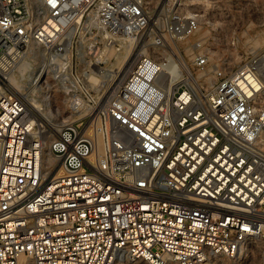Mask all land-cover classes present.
Wrapping results in <instances>:
<instances>
[{
    "label": "built area",
    "instance_id": "2783aa9c",
    "mask_svg": "<svg viewBox=\"0 0 264 264\" xmlns=\"http://www.w3.org/2000/svg\"><path fill=\"white\" fill-rule=\"evenodd\" d=\"M91 14L97 55L136 54L101 105ZM261 24L254 0H0V264H264V45L237 55ZM35 52L57 128L8 81Z\"/></svg>",
    "mask_w": 264,
    "mask_h": 264
},
{
    "label": "rangeland",
    "instance_id": "374dc122",
    "mask_svg": "<svg viewBox=\"0 0 264 264\" xmlns=\"http://www.w3.org/2000/svg\"><path fill=\"white\" fill-rule=\"evenodd\" d=\"M254 2L258 6V8H260V7L264 8V0H254ZM262 27H263V24H261L259 26L250 27L249 29H247L248 31L245 34L248 37L254 36L256 34V32ZM243 40H244V37H240V40H239L238 45H237V50H238L237 55H239L240 53H243L245 48L249 46L247 43H242ZM263 45H264V42L261 43V45H257L253 48L262 47ZM33 49H34L33 47H31V48L29 47V50H31V51H33ZM29 50H27V51H29ZM109 53H112V52H109ZM107 55L108 54L97 55V53H91V52H89V50H87V52L83 51V53H82L84 60L86 62L91 63V66H92L91 72H94L95 75H99V76L101 75L102 70L106 71L108 69L109 66L107 67V65L109 63L113 64L115 61L114 58L111 57V60L107 62L108 59H106V58L109 57ZM33 56H34L33 61H31L30 58L28 59L26 57L24 58L25 60L22 59L23 61L21 60L18 63V66L16 67V69L12 72L14 74L11 73L9 75V80H10L12 86L15 88L16 92L19 95H21L25 100H26V98H28V96L31 95V97L35 101H37L38 103H42V104L48 106V113L46 114V116H41V118H39V119H41L45 122H48L49 124L52 125L54 123L65 120V118L73 115V113L69 114V111L67 110V107L65 104L64 95L61 93H58L57 89L55 87H53L52 85H50L47 81L41 87L30 88L29 82H30L31 78L33 77L32 72L35 71L36 66H40V53L35 52V55H33ZM135 56H136V54L133 53V55L129 58L127 65L132 63ZM121 78L122 77L120 76L119 79L116 81V83H114L111 86V88L108 90V92L106 91V82H100V79H98V77L94 78L91 82L93 88L90 89L91 91L89 90L91 97L94 98V101L99 100V105H101L103 103L105 97L108 95V93L112 89V87L115 86L116 84H118V82H119V80H121ZM21 82H23V83H21ZM22 84H24V85H22ZM84 84H85V86H90L89 82L87 85L86 81H84ZM96 85H98V86H96ZM23 86L26 88H24ZM32 90H33V94H32ZM18 91L19 92L22 91V93H19ZM81 104H83V103H81ZM30 106H31V104H30ZM32 110H33V108H32ZM37 114L39 115L40 113H38V111H37ZM227 264H259V263L257 262L256 256H255V259H252L250 263L247 261V259L244 260L243 258H240L237 260H228Z\"/></svg>",
    "mask_w": 264,
    "mask_h": 264
},
{
    "label": "bare ground",
    "instance_id": "6f19581e",
    "mask_svg": "<svg viewBox=\"0 0 264 264\" xmlns=\"http://www.w3.org/2000/svg\"><path fill=\"white\" fill-rule=\"evenodd\" d=\"M84 24H85V27H87V31H85L84 32V34H86V36H87V38H85V52H87V50H89V52H91V53H95V51H96V53L99 51H104V48L105 47H99L98 46V44L99 43H95V41H90V40H88V39H91V35H93L94 33H93V30H97L98 28L96 27L97 26V21H96V18H95V15H93V14H91V15H89V17H88V19L84 22ZM242 37H244V40L242 41V43H247L248 45H249V47H255V46H257V45H261V43H263L264 42V24H263V27L262 28H260L257 32H256V34L254 35V36H247L245 33H242ZM84 40V39H83ZM82 45V44H81ZM30 46H34L33 44L32 45H30ZM81 51H82V49H81ZM84 51V50H83ZM131 55H132V50H129V49H126L125 50V52L124 53H122V54H116V55H113V56H111L112 58H114V63L112 64V63H109L108 65H107V67H108V69L105 71H103L102 70V73H101V75L99 76V75H95L93 72H91V71H89V69H87V68H77L76 69V75H75V78H76V81H77V83H78V85H79V88L80 89H82L83 90V92L87 95V97H88V99H90V100H92L93 102H94V104L95 105H99V100L98 101H94V98H92L91 97V94L89 93V90L91 89V88H93L92 87V80L94 79V78H97L98 77V79H100V82H106V91L108 92V90L111 88V86L114 84V83H116V81L119 79V77L121 76L122 77V75L126 72V70H128V68L130 67V65L131 64H128L127 65V63H128V60H129V58L131 57ZM26 58H30L31 59V61H33V58H34V56L31 54V53H28V55L27 56H25ZM238 58V56L237 55H235V59H237ZM25 60V59H24ZM23 61V60H22ZM28 61V60H27ZM108 61H110V60H108ZM107 61V62H108ZM23 63V62H22ZM25 63V62H24ZM31 63V62H30ZM26 64V63H25ZM33 64V63H32ZM89 65H88V67H91V64L90 63H88ZM112 64V65H111ZM23 65V64H22ZM21 65V66H22ZM35 65V64H34ZM18 66V64L15 66V68H14V70L16 69V67ZM20 66V67H21ZM111 66V67H110ZM13 70V71H14ZM12 71V72H13ZM33 71V70H32ZM38 71H39V66H36V69H35V71L34 72H32L33 74H32V78H31V80H30V82H29V85H30V88H32L31 86V82H32V79L38 74ZM11 72V73H12ZM124 72V73H123ZM10 73V74H11ZM9 74V75H10ZM12 74H14V73H12ZM19 79V78H18ZM29 79V78H28ZM8 81H9V84L11 85V91L13 92V93H15V94H18L17 92H16V90H15V88L12 86V84H11V82H10V80H9V76H8ZM24 81V80H23ZM84 81H86V83H87V85H88V82H89V85L90 86H85V84H84ZM17 82V81H16ZM21 83H23V82H21ZM100 84V83H99ZM98 84V85H99ZM22 85H24V84H22ZM21 85V86H22ZM98 85H96V86H98ZM19 87V86H18ZM24 87V86H23ZM24 88H26V87H24ZM25 90V89H24ZM74 90H75V88L72 86V87H70V91L74 94V96H75V93H74ZM91 91V90H90ZM19 92V91H18ZM27 92V91H26ZM19 93H22V91L21 92H19ZM32 94H33V90H32ZM30 95V94H29ZM24 101H25V103H26V105H27V107H28V109L29 110H32V108H33V110L32 111H34V113L36 112V116L38 117V118H41V116H46V114L48 113V106L47 105H44V104H42V103H38L37 101H35L32 97H31V95L30 96H28V98H26V100L24 99ZM45 103V102H44ZM30 104H31V106H30ZM46 104V103H45ZM32 107V108H31ZM85 107H87V106H85ZM37 111H38V113H40L39 115L37 114ZM73 115H71V116H69V117H67V118H65V120H62V121H60V122H57V123H54L53 124V127L54 128H57L60 124H61V122H63V121H66V120H69L71 117H72ZM49 158H47V160H46V163H47V165H48V163H49V160H48ZM227 262L228 261H226V260H221L220 261V263L221 264H227Z\"/></svg>",
    "mask_w": 264,
    "mask_h": 264
}]
</instances>
